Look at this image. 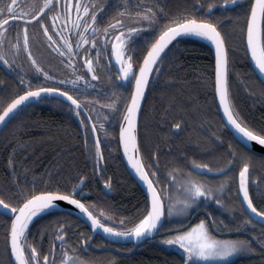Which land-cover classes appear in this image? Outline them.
Instances as JSON below:
<instances>
[{"label":"snow or ice","instance_id":"obj_1","mask_svg":"<svg viewBox=\"0 0 264 264\" xmlns=\"http://www.w3.org/2000/svg\"><path fill=\"white\" fill-rule=\"evenodd\" d=\"M167 2L152 0L145 7V0L135 4L131 0H117L115 4L112 0H0V65L16 73L18 80L11 92L0 93V124H7L34 98L43 100L44 94H54L58 103L79 118L85 150L94 159L93 171L103 178L101 162L105 157L100 134L114 135L108 132V125L115 118L123 156L146 186L144 204L138 213L117 219L111 205L84 198L80 189L88 181L85 175L78 174L77 182L70 187L54 180L51 173L21 181L13 157L16 148L23 145L17 144L8 161L13 177L11 186L4 190L7 195L0 193V217L7 218L3 221L6 260H0V264H89L78 253L93 239L91 232L102 230L106 236L141 241L159 231L166 214L187 219L209 201L235 218L236 204L229 203L224 196L232 185H236L235 201L243 217L236 230L252 226L249 237L215 235L214 229H232L224 220L207 213L196 223L170 229L171 234L163 237V243L181 250L182 264H228L234 254L255 253L257 246L264 254V207H258L251 194V168L257 152L264 164V127L249 124L233 104L229 37L222 29V18L213 17L219 6L238 22L242 46L260 74V95L264 97V0H205L206 7L202 0H185V5L175 10L168 8ZM109 7L112 14L100 24V17ZM190 35L210 41L215 49L214 83L211 77L208 83L214 88V97L218 98L227 124L234 130L236 143L229 142L214 157L215 164L195 158H188L186 164L185 154L181 153L166 165L162 179L159 146L147 162L142 153L139 113L153 73L162 71L172 44L179 37ZM38 49L54 55L57 68H63L64 79L57 78L46 57L37 55ZM28 74H34L33 79L39 82L27 79ZM6 84L7 81L0 80V86ZM162 95L167 99L162 120L173 107L186 111L176 95ZM182 127L180 120L170 123L171 129ZM89 137L95 138L93 144H89ZM206 139L213 147L223 146L222 136L215 131ZM196 143L198 147H207L205 140L198 139ZM237 161L238 174H230ZM209 174L219 180L207 179ZM38 179L43 181L42 187H37ZM103 183L112 188L111 177L103 179ZM62 202L74 206L73 211L54 216L34 231L35 219L62 212ZM77 211L78 219L90 225V232L78 231L77 225L74 247L68 240L74 223L69 217ZM45 236L49 238L46 250ZM109 264H116L115 258Z\"/></svg>","mask_w":264,"mask_h":264},{"label":"trees","instance_id":"obj_2","mask_svg":"<svg viewBox=\"0 0 264 264\" xmlns=\"http://www.w3.org/2000/svg\"><path fill=\"white\" fill-rule=\"evenodd\" d=\"M177 7H181L180 3H177L174 9ZM232 15L235 16L236 13L233 12ZM216 16L222 18V29L229 37V87L233 104L249 124L257 128L264 127V97L260 95L261 84L249 65L241 43L238 22L229 18V13L224 12L219 6L213 12V17ZM166 61L162 67L176 66V79L167 80L168 83L170 81L175 83V89L172 92L166 88H158L157 83H152V87L148 89L142 108L143 112L141 111L139 119L138 140L141 150L150 142L145 137L153 136L150 123H159L163 127L166 124L170 128L171 122L194 121L198 114H204V119L207 117L209 123L217 130V134L222 136L223 146H227L229 142L235 144L236 142L220 120L215 104L214 88L208 83L209 77L214 83V59L209 47L193 39H179L168 51ZM168 70L161 72H169ZM164 93L169 96L176 95L184 104L186 111L173 107L169 109L168 116L162 120L161 116L167 104L166 97L162 95ZM172 112L175 114V121H172ZM118 126L119 124L113 120V123L108 125V130L115 134L108 136L100 134L102 141L109 147L103 150L105 159L101 162L103 168V178H101L99 173L93 171L94 159H90L85 150L83 128L56 99L44 100L36 105L23 107L0 132V193L7 195L4 190L11 186L13 177L8 164L9 155L13 152V148L20 144L23 147L16 148L13 158L16 162L15 171L20 174L21 181L25 179L31 181L34 176L39 177L41 174L47 177L51 173L54 180L61 181L70 187L72 182H77L78 174L85 175L88 181L81 192L86 200L111 205L116 210L117 219L122 215H136L144 204V195L124 168L116 139ZM143 127L146 128L147 133ZM142 138L146 140L145 143L142 142ZM94 139V137H89V144H93ZM214 149L219 151L223 148L215 145ZM255 157L259 166L264 165L261 163L260 156ZM25 170H27L26 176ZM108 177H111L112 183L111 196H106L101 188L104 184L103 179ZM42 186L43 181L38 179L37 187ZM63 214L65 213L43 215L35 219L32 228L35 231L38 225ZM5 219L7 218L0 217V260H6L3 235ZM69 219L74 223L68 231V240L75 247L78 231H90L77 218L70 216ZM77 225H79L78 231ZM172 226L171 218L167 217L161 230L164 229L167 232ZM163 237L143 244L140 252L136 251L128 257L123 256L125 253L94 252L88 250L87 247L85 250L81 248L78 255L89 261V264H109L113 258L116 264H182L181 252L165 247ZM43 241V248L46 250L49 247L48 236H45ZM107 246L110 245L100 237H95L91 242V247L94 249ZM228 264H264V254L259 248L254 254L239 253Z\"/></svg>","mask_w":264,"mask_h":264},{"label":"flooded vegetation","instance_id":"obj_3","mask_svg":"<svg viewBox=\"0 0 264 264\" xmlns=\"http://www.w3.org/2000/svg\"><path fill=\"white\" fill-rule=\"evenodd\" d=\"M117 0H112V4H115ZM133 4L139 2V0H131ZM152 0H145V7H147L148 3H151ZM188 3H193L194 0H187ZM202 2H205V0H202ZM177 3H180V6L183 7L185 5V0H168L167 7L175 10L174 6L177 5ZM182 3V5H181ZM206 7V2H205ZM112 14V8L109 7L108 12L105 13L100 17L99 23L103 24L107 21L108 17ZM163 22V21H161ZM173 45V44H172ZM35 50V49H34ZM37 55L40 56L42 59L47 58V62H50L53 67L52 71L57 75L58 79H64L65 75H62L63 68L60 67L57 68V61L54 57V55L50 56L47 52H45L43 49L37 50ZM169 69V72H159L153 73L152 81L150 82L147 91L149 88H151L152 83H157L158 88H166L171 90L172 92L175 89V83L173 82H167V80L176 79L177 73H176V66L175 65H168L165 67H162V70ZM171 70V71H170ZM34 74H28L27 79H33ZM158 75V79H157ZM181 76V75H180ZM179 77V76H178ZM40 79L42 80L43 77L41 76ZM0 80L7 81V84L4 86H0V93L3 92H11V90L16 86L18 83V80L16 79V73L9 72L7 69L4 68V66L0 65ZM39 81H36L33 79V83H37ZM186 84V83H185ZM66 87H71V85H68ZM88 92H90L92 95H95L94 92H92L91 89H87ZM147 94V92H146ZM53 98L45 97V99H33L28 105H36L44 100H49ZM64 109L67 110V107L62 105ZM123 105H121V108ZM68 113H70L67 110ZM72 115V118L74 120H77L79 122V118L76 117L73 113H70ZM85 115H87L85 113ZM174 117V119H173ZM172 121H175V114L172 112L171 114ZM115 120V118L113 119ZM164 124V123H163ZM183 127L181 130L171 129L168 127V125L164 124L165 127L161 126L159 123H150L151 126V134H153L152 137L149 135L145 138H148L150 140L149 144L144 145L142 148V153L145 157L146 162L148 161L150 154L157 149V146H159L160 151V175L163 179L166 172L168 165L174 158H177L180 156L181 153L185 154V159L183 160V163H189L188 158H195L197 160L203 161V162H210L212 164H215L216 161L214 157L218 154L223 152L227 146H222L223 149L216 151L212 145V142L206 138L211 137V133L217 130L213 128L211 123H209L207 117L204 119V114H198L194 121H182ZM111 127V126H110ZM109 128V127H108ZM146 131V128H143ZM109 132V130H108ZM102 134V133H101ZM198 139L205 140V143L207 145L206 148H201L197 146L196 141ZM142 142H146L144 138H142ZM103 150L109 149L108 146L105 145V142L102 143ZM202 153V154H201ZM209 154V155H208ZM258 156V155H255ZM200 157V158H199ZM239 161H237V165L233 166L232 172L230 174H238L239 170ZM257 167V168H256ZM256 171V172H255ZM251 177L253 180V186L251 188V194L254 198V203L258 207H264V165L259 166L256 161V157L252 161V168H251ZM209 180H219L218 176L208 175L206 177ZM100 180V179H97ZM132 180V179H131ZM102 184L101 188L104 192ZM235 187L236 185H232V187L224 193L225 198L228 200L229 203H235L237 211L235 212V218H233V215L231 213L226 212L224 209H221L217 207L214 203V201H209L206 204H201L199 208H197L195 211H193L192 215L188 216L187 219H183L180 217H170L171 222L173 223L172 228H175L178 225H185V224H191L196 223L199 219L205 218L207 213H212L218 220H224L226 224L229 225V227L232 229L231 231H228L227 229L223 228H217L214 229V234L220 236L221 238H236V237H249L252 233V226H248L246 230H239L237 231V223L240 219H243L241 214L238 211V203L235 201ZM104 194L106 196H111L112 193L110 191L111 195H107L105 192ZM233 197V198H232ZM234 202H233V201ZM167 214L164 217L167 218ZM163 222V223H164ZM163 226V224H162ZM162 226L159 230V233H164L166 230H161ZM170 228V229H172ZM168 229L167 231H169ZM260 230V226L257 225L256 231L258 232ZM171 234V232H169ZM167 234V235H169ZM162 237V236H158ZM157 237V238H158ZM150 243V242H145ZM143 243V244H145ZM109 244V243H108ZM143 244L140 246L142 247ZM107 246L106 248L109 249H116L119 251V253H127L132 249V246H121V245H112ZM129 248L128 250H126ZM257 248H259L257 246ZM126 250V251H125ZM125 251V252H124Z\"/></svg>","mask_w":264,"mask_h":264},{"label":"water","instance_id":"obj_4","mask_svg":"<svg viewBox=\"0 0 264 264\" xmlns=\"http://www.w3.org/2000/svg\"><path fill=\"white\" fill-rule=\"evenodd\" d=\"M183 38H189V39H193L191 36H182V37H179V39H183ZM204 39V38H203ZM177 40V41H178ZM201 41L202 43H204L205 45H207L210 49V51L212 52L213 54V59H214V63H215V49L214 47L211 45V42L210 41H207L206 39L204 40H199ZM247 58H248V62H249V65L251 67V70L253 71L254 75L256 76V78L258 79V81L260 82V74L258 72V70L255 69L254 67V64L253 62H251L250 60V56L247 55ZM213 80H214V77H213ZM146 92H147V89H146ZM45 97H51V98H54V94H44ZM146 96V95H145ZM35 99V98H34ZM144 100L145 98L143 99L142 101V107H143V104H144ZM215 104H216V108H217V111H218V114H219V117L225 127V129L227 130V132L231 135V137L233 138V140L235 141L234 139V136H235V133H234V130L231 128L230 125L227 124V121H226V118L223 116V110L219 108V101H218V98H215ZM141 111H142V108H141ZM141 111L139 113V119H140V115H141ZM9 122V121H8ZM7 122V123H8ZM6 124H0V132L1 130L5 127ZM118 141H119V128H118ZM236 142V141H235ZM119 145V143H118ZM119 153H120V157H121V160L123 162V165L125 167V170L128 174V176L132 179V181L135 183V185L140 189V191L142 192V194L145 196V192H146V186L143 185V183L139 180V178L136 176L135 174V171L131 168V166L127 163V159L126 157L123 156V150H122V147L119 146ZM256 155L260 156V153L257 152ZM209 175H213V174H209ZM215 176V175H213ZM103 189H104V192L107 194V195H110V189L106 188L105 186H103ZM82 190V188L80 189V191ZM60 207L62 209V212H57V213H70L73 211L74 209V206H71V205H68L67 202H62L60 204ZM43 216V215H42ZM75 218L78 219L79 217V213L78 211L74 214V215H71ZM79 221H81L90 231V225L84 221L83 219H78ZM163 222H164V218H163ZM163 224V223H162ZM189 225V224H188ZM160 230V229H159ZM214 231V230H213ZM167 233H158V231L156 232L155 235H152V236H148V237H145V238H142L141 241H135V240H130L128 238H121V237H110V236H106V234H104L102 232V230H98L96 232H91V235L93 236V239L96 237V236H99L101 237L104 241H106L107 243L109 244H112V245H121V246H126V245H129V246H132V249L127 252L125 255V257H128L130 255H132L135 251H138L140 252L142 249L139 248L143 243L145 242H152L154 240V238H156L157 236H162V235H165ZM92 239V240H93ZM92 240H90L88 242V248L94 252H105V251H111V252H116L114 250H111V249H93L91 247V242Z\"/></svg>","mask_w":264,"mask_h":264},{"label":"bare ground","instance_id":"obj_5","mask_svg":"<svg viewBox=\"0 0 264 264\" xmlns=\"http://www.w3.org/2000/svg\"><path fill=\"white\" fill-rule=\"evenodd\" d=\"M191 36V35H190ZM193 39H195V40H204L203 38H201V37H196V36H191ZM238 78V77H237ZM236 81V80H235ZM232 82V81H231ZM236 94H238V93H236ZM157 109V108H156ZM172 111V110H171ZM142 112H143V109H142ZM158 117H160V116H158ZM156 120V119H155ZM253 124V123H252ZM143 128H145V127H143ZM117 130V129H116ZM115 130V131H116ZM141 130V129H140ZM142 131V130H141ZM115 134V133H114ZM116 139H117V136H116ZM118 140V139H117ZM222 152V151H221ZM202 154V153H201ZM209 155V154H208ZM200 158V157H199ZM261 164V163H260ZM257 168V167H256ZM105 170V169H104ZM106 171V170H105ZM112 171V170H111ZM256 172V171H255ZM111 195V194H110ZM233 198V197H232ZM233 201V200H232ZM234 202V201H233ZM239 206V205H238ZM41 217V216H40ZM127 246V245H126ZM166 246H168V245H165V247ZM176 250V249H175ZM241 254V253H240ZM254 254V253H253ZM124 255V254H123ZM256 255V254H255ZM240 256V255H239Z\"/></svg>","mask_w":264,"mask_h":264},{"label":"rangeland","instance_id":"obj_6","mask_svg":"<svg viewBox=\"0 0 264 264\" xmlns=\"http://www.w3.org/2000/svg\"><path fill=\"white\" fill-rule=\"evenodd\" d=\"M167 247H168V248H173V249L179 250V251L181 252V250L178 249V247L169 246V245H168ZM238 254H239V253L234 254L232 257H230L228 263L231 262L232 260H234V259L238 256Z\"/></svg>","mask_w":264,"mask_h":264}]
</instances>
